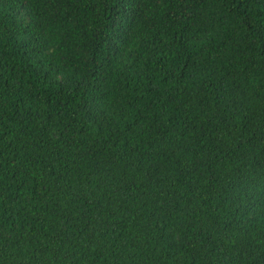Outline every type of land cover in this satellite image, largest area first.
Returning <instances> with one entry per match:
<instances>
[{"label":"trees","instance_id":"16d2710c","mask_svg":"<svg viewBox=\"0 0 264 264\" xmlns=\"http://www.w3.org/2000/svg\"><path fill=\"white\" fill-rule=\"evenodd\" d=\"M0 264H264V0H0Z\"/></svg>","mask_w":264,"mask_h":264}]
</instances>
